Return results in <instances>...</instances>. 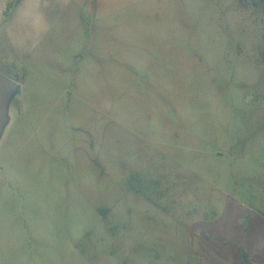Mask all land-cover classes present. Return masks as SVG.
Here are the masks:
<instances>
[{"label":"rangeland","instance_id":"1","mask_svg":"<svg viewBox=\"0 0 264 264\" xmlns=\"http://www.w3.org/2000/svg\"><path fill=\"white\" fill-rule=\"evenodd\" d=\"M241 1L46 13L0 66V264L264 258V15Z\"/></svg>","mask_w":264,"mask_h":264},{"label":"crops","instance_id":"2","mask_svg":"<svg viewBox=\"0 0 264 264\" xmlns=\"http://www.w3.org/2000/svg\"><path fill=\"white\" fill-rule=\"evenodd\" d=\"M63 1L0 0V66L3 69L8 61H21L30 48L40 43L48 28L46 13L54 14Z\"/></svg>","mask_w":264,"mask_h":264},{"label":"trees","instance_id":"3","mask_svg":"<svg viewBox=\"0 0 264 264\" xmlns=\"http://www.w3.org/2000/svg\"><path fill=\"white\" fill-rule=\"evenodd\" d=\"M243 5H248L256 10L258 13L264 15V0H242ZM261 61L264 63V46L261 50ZM243 256L247 259L246 253ZM255 258H257L255 256ZM256 264H264V258L256 259Z\"/></svg>","mask_w":264,"mask_h":264},{"label":"water","instance_id":"4","mask_svg":"<svg viewBox=\"0 0 264 264\" xmlns=\"http://www.w3.org/2000/svg\"><path fill=\"white\" fill-rule=\"evenodd\" d=\"M8 82L0 75V118L2 116V102H3V96H2V90L8 87Z\"/></svg>","mask_w":264,"mask_h":264}]
</instances>
